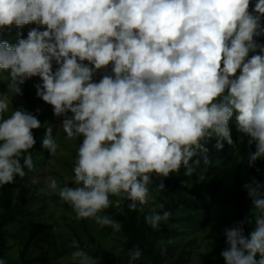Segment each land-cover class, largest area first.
Instances as JSON below:
<instances>
[{
    "label": "clouds",
    "instance_id": "1",
    "mask_svg": "<svg viewBox=\"0 0 264 264\" xmlns=\"http://www.w3.org/2000/svg\"><path fill=\"white\" fill-rule=\"evenodd\" d=\"M0 0V30L29 23L37 27L15 45L0 41V70L8 71V92L39 77L36 95L63 117L68 140L82 138L70 182L55 177L40 191L56 194L72 207L76 219H91L114 232L121 224L107 215L110 207L129 210L155 202L148 185L153 175L167 178L185 168L192 176L201 160L209 165L204 141L215 148L232 146L229 121L237 113V130L255 152L249 166L264 158V0ZM257 50L261 54L256 53ZM87 62V63H85ZM56 65L55 70L53 68ZM111 69L110 73L107 72ZM105 74L98 82L94 76ZM0 94V186L23 178L33 168V129L41 122L31 112L9 106ZM71 113V115H68ZM43 148L54 157L59 148L47 127ZM23 158V166L21 165ZM203 179V176H201ZM38 183L37 179L32 180ZM246 184L256 209L255 230L244 235L243 221L226 228V264H264V199ZM163 181L157 193L164 192ZM110 197H116L113 200ZM152 207L145 222L158 229L170 211ZM71 258L96 264L79 242ZM257 253L260 259H255ZM142 255L130 249L131 261ZM0 264H5L0 259Z\"/></svg>",
    "mask_w": 264,
    "mask_h": 264
},
{
    "label": "rangeland",
    "instance_id": "2",
    "mask_svg": "<svg viewBox=\"0 0 264 264\" xmlns=\"http://www.w3.org/2000/svg\"><path fill=\"white\" fill-rule=\"evenodd\" d=\"M254 5L255 0H251L250 10ZM35 27V23H29L21 28L14 25L5 28L0 30V41L15 45L19 38H27V33ZM55 67L54 64V70ZM9 82L8 71L0 70V94L7 95L12 100L5 116L10 115L14 109H24L39 119L41 127L32 130L36 139L32 149L33 168H24L25 176L17 178L7 187L10 208H19L17 212L24 210L26 213L14 223L1 228L0 259L5 264H22L35 259H44L47 264H76L71 258L75 251L71 246L73 239L96 260V264H99L95 258L96 251L106 255L117 254V249L123 243L118 232H114L110 226L100 227L91 219H76L72 207L62 202L56 194L44 195L40 191L49 177H55L61 186L65 183L69 187L74 186L70 179L74 175V163L82 138L68 140L61 128L63 117H56L52 106L37 97L35 85L42 84L39 77L27 80L21 86L23 94L14 97L8 92ZM49 126L53 128V136L59 144L54 157L42 146ZM231 135L234 144L230 146L223 142L222 150L214 147L217 142L215 137L202 142L203 147L208 149L210 164L204 165V154L198 152L190 161L201 160L192 176H186V169L183 167L179 173H171L167 178L154 176L148 187L155 202L150 201L143 207V211L139 210V216H142L143 227L151 230L153 228L145 222V216L152 207L163 204L164 208L157 207V212L163 214V211H170L171 216L166 222L162 221L158 229L165 233L171 232V235L165 236L164 240H153L148 257L159 255L162 249H166L161 252L164 253L162 264H226L221 256V252L228 247L224 231L237 225L235 199L238 193H243L248 198L245 236L250 237V233L255 230L256 209L253 198L244 185L255 187L253 182L258 183V198L264 199V158L249 166L248 155L255 152V144L249 146V138L238 130H231ZM34 178L38 183H32ZM161 180L166 190L158 194L157 184ZM195 191L197 195L194 198ZM0 195L3 196L1 191ZM175 199L184 204L181 206L185 214H180L179 208L176 210L170 206ZM123 211L122 202L119 209L110 207L100 214L121 224L119 217ZM3 212L0 205V215ZM186 215L191 219L185 218ZM255 259H260L259 253Z\"/></svg>",
    "mask_w": 264,
    "mask_h": 264
},
{
    "label": "trees",
    "instance_id": "3",
    "mask_svg": "<svg viewBox=\"0 0 264 264\" xmlns=\"http://www.w3.org/2000/svg\"><path fill=\"white\" fill-rule=\"evenodd\" d=\"M257 0H255V3ZM262 27H264V18L261 20ZM257 42L261 45H264V35H261L259 37L255 38ZM253 54H261L259 50H257L256 53H250L249 56ZM87 63V62H85ZM111 69L109 68L107 72L110 73ZM105 74L104 70H101L94 76V81L98 82L99 79L102 77V75ZM236 115L237 113L234 112L233 117L229 121V127L230 130H237V121H236ZM35 147V145H34ZM33 147V148H34ZM32 148V149H33ZM32 149L29 150L30 154L32 155ZM21 165L23 166V158H21ZM26 168V166L23 167V169ZM155 175H153L152 179L154 178ZM17 178H20L19 176H16L14 180ZM3 185L0 186V191L2 192L3 196L0 195V205L2 206V210L4 212L0 215V234L2 235L1 228L5 225H8L10 223H14L19 216L24 215L26 212L24 210L22 211H16L19 210V208H10V203L8 198L9 192H8V186L11 185ZM197 195V191H195L194 198ZM128 203L130 201H123V214L120 215L119 219L121 222V230L118 232V236L123 240V243L120 245V247L117 249L118 253L117 254H109L106 255L104 253H100L98 251L95 252V258L99 261V264H130V257L128 256V252L130 249L133 248H139L142 252L141 257L138 260L131 261V264H162V256L164 253H161L162 249L159 252V255H153V256H147V253L149 252L150 245L152 244L153 240L155 239H161L164 240L165 236H170L171 232H163V230L160 229H151L147 230L143 227V221H142V216H139V207L137 210L132 211L129 210L128 208ZM191 203V202H190ZM248 198L246 199L243 196V193H238L235 199V212H236V223L238 224L239 222L243 221L244 223L242 224L243 230H244V235H245V230L247 228V221H248V216H247V211H248ZM184 205L182 202L180 203L176 199L173 200L170 204V206L173 209H180V214H185V210L182 208ZM190 216L186 215L185 218H189ZM166 234V235H160V234ZM1 235H0V240H1ZM1 253V249H0ZM47 264L46 260L42 259H35L30 262H23L22 264ZM12 264H18V263H12Z\"/></svg>",
    "mask_w": 264,
    "mask_h": 264
}]
</instances>
